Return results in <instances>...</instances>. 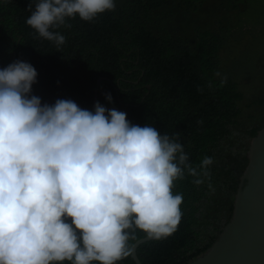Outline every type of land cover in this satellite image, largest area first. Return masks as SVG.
Returning a JSON list of instances; mask_svg holds the SVG:
<instances>
[{"label": "trees", "instance_id": "obj_1", "mask_svg": "<svg viewBox=\"0 0 264 264\" xmlns=\"http://www.w3.org/2000/svg\"><path fill=\"white\" fill-rule=\"evenodd\" d=\"M28 5L0 0V68L32 64L42 103L71 99L93 110L99 101L132 124L178 133L193 166L212 158L203 183L187 172L174 181L183 196L176 230L137 248L142 264H188L206 253L233 218L264 128V0H115L91 21L76 16L52 29L65 37L59 48L25 23ZM128 231L130 249L146 236ZM116 264L136 262L130 251Z\"/></svg>", "mask_w": 264, "mask_h": 264}, {"label": "clouds", "instance_id": "obj_2", "mask_svg": "<svg viewBox=\"0 0 264 264\" xmlns=\"http://www.w3.org/2000/svg\"><path fill=\"white\" fill-rule=\"evenodd\" d=\"M115 0H29L25 23L39 37L78 16L91 21ZM37 71L15 60L0 68V264H116L131 251L129 229L160 239L181 218L174 181L209 178L205 156L193 166L178 133L132 124L99 101L42 103ZM112 103L110 93L105 94ZM210 186V185H209Z\"/></svg>", "mask_w": 264, "mask_h": 264}, {"label": "water", "instance_id": "obj_3", "mask_svg": "<svg viewBox=\"0 0 264 264\" xmlns=\"http://www.w3.org/2000/svg\"><path fill=\"white\" fill-rule=\"evenodd\" d=\"M248 158L231 222L206 253L188 264H264V128L253 139ZM150 239L145 236L132 245L136 264H142L138 246Z\"/></svg>", "mask_w": 264, "mask_h": 264}]
</instances>
